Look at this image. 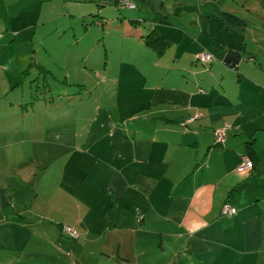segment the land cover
Here are the masks:
<instances>
[{
    "label": "crops",
    "instance_id": "1",
    "mask_svg": "<svg viewBox=\"0 0 264 264\" xmlns=\"http://www.w3.org/2000/svg\"><path fill=\"white\" fill-rule=\"evenodd\" d=\"M130 1L134 17L120 14L121 24L115 23L123 37L143 42L152 32L168 40L161 56L143 42L153 57L114 62L115 84H121L123 65L138 82L131 87L145 98L142 108L113 122L96 105L88 141L66 155L53 192L42 196L43 206H35L39 195L23 189L38 174L28 159L8 167L0 158V236L26 227L29 240L49 244L52 225L62 221L77 227L85 241L98 224L109 255L77 244L73 252L61 242L63 256L101 254L108 264H177L184 255L215 246L230 249L240 264L264 259V0ZM202 52L213 58L207 65L197 60ZM138 60L143 68L134 67ZM47 72L31 76L29 88L19 81V90L0 101L9 111L0 116V127L11 125V133L20 134L0 147L37 135L60 112L52 109ZM39 76L44 84L35 90ZM224 126L225 138L214 144V134ZM248 150L254 167L240 175L235 167ZM99 161L104 166H97ZM19 193L28 194L26 203ZM226 201L236 210L232 217L220 213ZM225 229L231 237L222 236ZM39 254L33 250L30 258Z\"/></svg>",
    "mask_w": 264,
    "mask_h": 264
},
{
    "label": "rangeland",
    "instance_id": "2",
    "mask_svg": "<svg viewBox=\"0 0 264 264\" xmlns=\"http://www.w3.org/2000/svg\"><path fill=\"white\" fill-rule=\"evenodd\" d=\"M120 14L134 17L132 9L117 5L113 0H0V96L7 95L6 99L0 97V101L7 102L11 91L19 90V81L23 80L25 87L29 88L32 84L30 77L35 76L37 79V72L44 69L48 71L43 74L46 77L45 83L53 91L50 98L55 105L52 109L60 111L50 116L46 129L37 135L0 147V158L4 159L3 163L7 161L5 164L8 167L9 163L13 164L26 157L29 166L34 168V172H38L34 183L23 188L29 193L35 192V197L39 195L36 207L43 206V195L48 198L50 191L53 192L56 172L62 169L66 155L75 149L79 151V145L88 141L89 123L93 108L97 109L96 105L105 108L113 122L127 120L130 114L142 108V99L145 98L141 97L137 88L131 87L138 82L126 75L128 72L123 65L128 56L144 60L148 56L153 57V53L143 46V42L123 37L124 30L115 25L121 24ZM121 57H124L123 65L120 66L123 72L121 70V84L117 86L112 73L118 68L114 62ZM139 61H136L138 65L135 64V68L144 67ZM42 84L44 81L39 76L35 82V90H40ZM76 107H80L81 113L79 110L72 112ZM2 109L4 108L0 107V116L9 113ZM64 110L67 112H62ZM152 113L159 115L158 111ZM75 114H79V119L74 121L72 118ZM37 117L46 118L41 112H37ZM9 127H0V144L11 143L12 139L20 137L18 133H11ZM76 143L78 145L72 146ZM100 165L104 166V163L99 161L97 166ZM51 195L55 200L56 195ZM27 196V193H19L17 198L26 203ZM225 204L230 205L227 201L223 203L221 215H235L236 212L231 214L223 211ZM230 207L229 209L233 208L231 205ZM67 224L61 221L52 225L51 242L48 244L45 241L48 245L29 240L26 227L21 231L11 228L9 234L13 233V236H0V264H108L101 254L88 256L83 253L82 256L73 258L74 255L67 252L63 256L66 252H60L58 243L61 242L66 243L67 249L73 252L77 244L86 251L90 247L92 252L102 251L103 255L110 253L107 252L105 237L98 235L103 232L100 225H93L92 233L88 237L84 236L83 241L78 228L69 224L77 233L76 238L70 237L66 227H63ZM225 231L226 229L222 230V236L226 237V233L228 238L232 236L231 231ZM20 233L24 235L19 236ZM230 239L229 245L235 241L233 237ZM33 250L41 254L30 258ZM13 259H18L19 262L11 263ZM177 264L240 263L230 249L219 251L212 246L202 253L184 255ZM248 264H264V259L255 258L252 263L248 261Z\"/></svg>",
    "mask_w": 264,
    "mask_h": 264
},
{
    "label": "built area",
    "instance_id": "3",
    "mask_svg": "<svg viewBox=\"0 0 264 264\" xmlns=\"http://www.w3.org/2000/svg\"><path fill=\"white\" fill-rule=\"evenodd\" d=\"M125 5H127L130 8L134 7V5L132 3H129V2L125 3ZM196 57H197V60L204 65H207L208 63H210L213 60L211 54H209L207 52H202V53L198 54ZM226 128H227V126H224L223 128L217 130L216 134H214L215 135V141H218V142L223 141V139L225 138ZM251 168H252V161L249 159L248 156H243L241 158L238 166L236 167V171L237 172H249L251 170ZM229 208H231L230 205L227 206L225 204V208H224V210L223 209L222 210L224 212L231 213V214L236 212L235 208H232V209H229ZM63 227H66L67 231L70 233L71 238L77 237V233L75 232V230L73 228H71L68 225L63 226Z\"/></svg>",
    "mask_w": 264,
    "mask_h": 264
},
{
    "label": "trees",
    "instance_id": "4",
    "mask_svg": "<svg viewBox=\"0 0 264 264\" xmlns=\"http://www.w3.org/2000/svg\"><path fill=\"white\" fill-rule=\"evenodd\" d=\"M121 1L122 0H116L114 3L117 5H124L126 7H128V6L125 5V3H128V2L131 3L130 0H123L122 2ZM132 4H133V2H132ZM128 8H130V7H128ZM131 8H133V7H131ZM131 23L134 24L135 23L134 20H131ZM142 37H143L144 44L147 47H149L150 49H152L157 55L161 56L164 53V51L168 45V40L166 38L158 36L152 32H149V33L143 35ZM42 70L44 71V69H42ZM220 143H221L220 141L219 142L216 141L214 144H220ZM247 149H249V146H247ZM251 155L252 154H251V152H249V150H248L247 155H244V156H248L249 159L252 161V168L249 171V173H251V171L253 170V167H254V160L251 157ZM239 162H238V164H239ZM238 164L236 165V167L238 166ZM236 167H235V170H236Z\"/></svg>",
    "mask_w": 264,
    "mask_h": 264
}]
</instances>
